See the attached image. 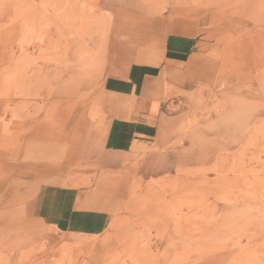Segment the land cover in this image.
I'll use <instances>...</instances> for the list:
<instances>
[{
	"label": "rangeland",
	"instance_id": "obj_1",
	"mask_svg": "<svg viewBox=\"0 0 264 264\" xmlns=\"http://www.w3.org/2000/svg\"><path fill=\"white\" fill-rule=\"evenodd\" d=\"M109 1L114 39L156 45L179 28L197 44L168 75L204 164L151 185L127 176V216L100 237L56 232L7 205L0 183V264H264V0ZM99 13L97 0H0V138L42 112L26 104L42 102L44 75L57 81L53 66L107 33Z\"/></svg>",
	"mask_w": 264,
	"mask_h": 264
},
{
	"label": "crops",
	"instance_id": "obj_2",
	"mask_svg": "<svg viewBox=\"0 0 264 264\" xmlns=\"http://www.w3.org/2000/svg\"><path fill=\"white\" fill-rule=\"evenodd\" d=\"M97 3L107 33L68 65L65 58L53 66L57 81L44 75L42 102L26 104L42 112L12 121V134L0 138V159L10 162L8 180H0L9 182L7 205L79 237L115 232L114 222L127 216L118 214L127 176L151 185L206 159L194 156L193 130L171 110L168 71L194 54L192 36L177 28L156 45L114 39L113 4Z\"/></svg>",
	"mask_w": 264,
	"mask_h": 264
}]
</instances>
